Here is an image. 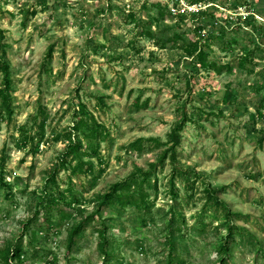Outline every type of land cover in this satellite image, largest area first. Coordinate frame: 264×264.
I'll return each instance as SVG.
<instances>
[{
    "label": "rangeland",
    "instance_id": "374dc122",
    "mask_svg": "<svg viewBox=\"0 0 264 264\" xmlns=\"http://www.w3.org/2000/svg\"><path fill=\"white\" fill-rule=\"evenodd\" d=\"M164 2L0 0L14 108L8 119L0 98V264L21 240L15 264H264V0L206 1L226 8L216 26L232 23L201 34L222 72L189 56L193 26L181 39L161 32L185 23ZM252 10L261 29L241 20ZM79 102L107 135L99 156L83 157L92 171L73 173L70 157L54 182ZM186 111L176 150L190 171L175 176L161 157ZM138 169H153L145 199L101 206Z\"/></svg>",
    "mask_w": 264,
    "mask_h": 264
},
{
    "label": "trees",
    "instance_id": "16d2710c",
    "mask_svg": "<svg viewBox=\"0 0 264 264\" xmlns=\"http://www.w3.org/2000/svg\"><path fill=\"white\" fill-rule=\"evenodd\" d=\"M111 1V0H110ZM192 1H208V0H192ZM215 1V0H213ZM164 12H170L168 8V2H164L163 4ZM218 10L214 8L207 9L204 11H201L199 14H192V15H181L180 21H184V26L178 22L177 25L167 27L164 30H161L162 33H166L168 30L172 29L174 30V36L170 39H181L188 29L189 26H193L192 30L195 31L196 40L191 42V47L188 50L189 56L197 57V60L201 62L202 66L206 68H213L217 72H222L223 65L218 64L216 61H208V50L207 47L210 45L209 39H207L205 42L202 41V30L209 25L210 26V32H213L216 29L222 30L221 35L223 36L226 33V30H228V25H232L230 21L226 24H220L218 25ZM259 13V12H258ZM261 15V14H260ZM163 18V14L158 18V20H161ZM190 18L189 22H186V19ZM216 24V25H215ZM246 24L253 30L261 29V26L258 24L255 15H250L246 19ZM188 27H186V26ZM227 26V27H226ZM187 29H186V28ZM5 39L4 31H0V51H1V64L0 68L3 72V83L4 86L0 90V98L2 100V106L5 109L4 112H6V116L8 119L12 118L14 114V108H13V97H12V83H11V65L9 61L6 58V47L3 44V40ZM109 39V38H108ZM53 52V45L49 49V54L51 55ZM190 120V117L188 115V112H184L182 114V117L179 122L176 123L175 128L172 131L171 139H170V146L164 151L161 159L163 162L170 156L171 161L174 165V175L176 174H187L188 170H183L178 165V154L176 147L180 144L182 139V132L184 130L185 124L187 121ZM107 135V127L105 124L100 122L97 117L88 110L86 104L83 102H79V108L75 110L74 112V118H73V125L71 126L70 133L68 135L69 137V144L67 145L66 151L59 156V162L56 164L54 172L52 176L50 177L51 181L56 182V175L60 171L61 168H67L70 167L68 164V159L70 157L76 159V164H72V172L75 174H82L87 173L89 170L92 171L95 168V163L93 161H86L84 160V156L89 157H97L99 156V146L101 141H103L106 138ZM141 139L137 140L133 143V145H138V148L140 149L142 147L141 145ZM151 141L155 143V145L160 146L163 145L164 142H161L160 140L156 138H151ZM169 142H166V145ZM5 163V157H2L0 162V169L3 168V165ZM156 168V165H154L153 169ZM153 169L145 172L142 169H138L134 173H132L130 176L115 182L110 189L102 196V202L101 206L108 205V204H120V205H139L140 201L142 200V197L144 198V184L149 181V175L153 173ZM155 171V170H154ZM194 173H196L194 171ZM175 175V176H176ZM3 179V178H2ZM1 179V180H2ZM69 192H73L72 187L69 188ZM209 191L212 192V194H215L216 191L209 189ZM145 199V198H144ZM143 199V200H144ZM54 200H50L48 204L52 203ZM48 220V218H47ZM85 221H83L78 227L75 228L73 231L70 243L69 245L73 244L75 236L80 233L85 225ZM29 224H25V229H28ZM237 226L235 224H231L229 227V233L228 237L230 241L233 239V235L236 233ZM100 234L106 239L105 240V246H107V230H99ZM105 251V248H104ZM22 240L20 243L16 244L15 247L12 249H8L7 251L3 252V257L6 260L5 264H15V260L18 259L19 261H22ZM9 255H11V261H9ZM224 261V259H223Z\"/></svg>",
    "mask_w": 264,
    "mask_h": 264
},
{
    "label": "built area",
    "instance_id": "2783aa9c",
    "mask_svg": "<svg viewBox=\"0 0 264 264\" xmlns=\"http://www.w3.org/2000/svg\"><path fill=\"white\" fill-rule=\"evenodd\" d=\"M216 7L217 10L224 11L226 8L223 5H219L214 2H206V1H192V0H168V8L171 14L173 15H192V14H199L201 11L207 10L209 7ZM237 16L236 13L230 12L229 16L227 18L231 20H235V17ZM239 15H241V20H246L250 15L257 14L252 11H241L239 12ZM259 17V16H257ZM260 19H262L260 17ZM205 29H203L201 32L204 33Z\"/></svg>",
    "mask_w": 264,
    "mask_h": 264
}]
</instances>
